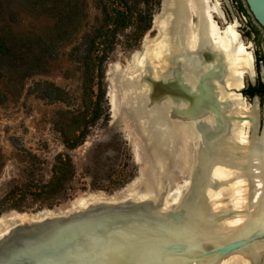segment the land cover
<instances>
[{"label":"rangeland","instance_id":"374dc122","mask_svg":"<svg viewBox=\"0 0 264 264\" xmlns=\"http://www.w3.org/2000/svg\"><path fill=\"white\" fill-rule=\"evenodd\" d=\"M99 1L0 0V35H10L11 38L17 35L25 41L40 38L50 42L53 32L56 41L51 53L45 52V69L28 65L0 68L5 75L0 79V92L4 98L0 100V216L10 211L31 213L44 208L63 207L76 198L100 191L112 195L137 180L140 172L144 177L150 170L147 166L150 146L131 114L124 109L118 75H121L124 66L131 65L129 69L132 71L134 63L138 64L136 59L143 58V55L149 56L150 48L155 44L153 42L159 37L158 29L153 28L154 16L161 11V4L156 5L157 0H154L155 6L153 3L151 11L152 26L140 40L135 39L137 30L134 26L119 34L116 47L104 64L106 95L101 103L102 116L95 125L90 126L85 141L75 149H70L64 142L66 136L64 133L62 135L57 125L62 119L61 113L71 111V114H77L83 107V50L94 28L103 20V8ZM219 1L223 10V18H218L222 21L220 25L225 28L228 23L234 22V15L237 16L239 36L257 59L264 53V32L251 16L249 19L241 14L239 8L240 4L245 5L244 0ZM132 3L131 0L133 8H145L142 2ZM63 14L71 15L73 20L72 17L64 19L67 27L58 39V31L53 30V27ZM254 26L259 28V34L254 32ZM44 45L51 47L48 43ZM128 61H131L129 66ZM145 61L141 63L144 68L142 66L143 70L140 71L147 69L154 74ZM257 64L255 62V76L257 79L260 76L264 78V67ZM251 80L246 76L244 86L247 87ZM55 86L67 90L71 95L66 102L45 97ZM97 91L95 87V94ZM142 91L141 94L146 95L148 88H142ZM93 96L96 98V95ZM141 97L138 107L143 109L144 104L140 102H144V99ZM246 102L251 107L255 100L247 96ZM263 105L261 103L258 106V135L264 127ZM217 109L220 108L213 110ZM249 130L246 132L248 135ZM156 136L151 130V140L148 141L152 143L157 140ZM68 155L73 164L69 177L63 181L62 189L48 192L46 185L52 180L60 157L67 158ZM182 171L177 170L167 187L168 201L176 205L178 202L182 205L184 197L186 202L190 196V186L184 187L188 173L187 170L185 173ZM134 189L136 193L143 191L144 184L136 185ZM142 193L139 195L142 196ZM230 197V190H222L218 197L219 204L230 202ZM193 200L196 202L197 198L194 196ZM228 206L232 207V204L228 203Z\"/></svg>","mask_w":264,"mask_h":264},{"label":"bare ground","instance_id":"6f19581e","mask_svg":"<svg viewBox=\"0 0 264 264\" xmlns=\"http://www.w3.org/2000/svg\"><path fill=\"white\" fill-rule=\"evenodd\" d=\"M170 1V7L165 8L169 25L164 24L163 14L156 16L153 25L158 29L157 42H153L149 56L136 59L138 64L134 63L132 72L141 70V63L146 60L156 77L171 79L177 88L197 95L195 100H185L174 94L147 113L151 130L156 135L163 134L160 141L172 147L173 173L163 170V174L158 173V179L160 177L167 188L177 170L188 173L184 187L190 186V196L182 204L189 232L180 237H185L188 252L193 254L203 247L264 232V127L258 135L259 100L255 99L248 107L245 97L238 92L244 87L246 76L254 80L255 70L254 56L239 36L237 20L225 28L217 24L216 16L223 18L219 0H190L192 8L187 7V0ZM206 52L214 56L208 59ZM209 72L214 73L215 78H207ZM140 98L133 102L127 100L135 111L141 110L137 108ZM218 107L215 113L211 112L210 109ZM175 112H182L184 117L172 120L170 114ZM247 129H250L249 135ZM142 184L145 187L142 196L132 192L133 184L113 196L90 193L76 198L73 203L83 206L100 198L152 197L153 189L147 190L146 181ZM225 189L231 191L228 203L232 207L228 203L219 204L218 197ZM158 194L159 191L153 196L155 200H159ZM170 204V207L180 206L179 202ZM68 207L70 204L60 209ZM14 214L0 218V235L14 223ZM167 261L166 264H190L186 258ZM102 264H111L109 250L108 259ZM200 264H264V238L221 260L210 256L200 260Z\"/></svg>","mask_w":264,"mask_h":264},{"label":"water","instance_id":"95a60500","mask_svg":"<svg viewBox=\"0 0 264 264\" xmlns=\"http://www.w3.org/2000/svg\"><path fill=\"white\" fill-rule=\"evenodd\" d=\"M189 1L187 0V7L192 8ZM170 3V0H162L161 11L154 16L153 23L157 15L163 14L164 24L169 25L165 8L170 7ZM244 4L264 32V0H244ZM205 55L208 59L214 56L212 52H206ZM131 61L127 62L128 66ZM126 67H123L118 80L122 103L150 146L147 163L150 170L144 177L141 174L128 186L133 184L136 186L146 181V185L149 184L147 190L153 189L152 197L119 200L100 198L84 203L83 206L74 204L75 199L70 203V207L63 210L61 207H54L31 213L19 211L5 213L15 214L14 223L0 235V264H102L106 258L108 259V250L111 264H166L167 260L174 261L177 258H186L190 264H200V260L210 256H216L217 260H221L264 238V232H255L223 244L203 247L193 254L188 252L189 245L185 237H180L189 232L185 205L170 207L169 204L172 202L168 201V188L160 177L158 179V173L163 170L168 174L173 173L172 147L168 142L160 141L164 135L159 132L157 138L155 137L157 140L152 143L148 141L152 127L149 126L151 120L147 113L163 100L173 98L174 94L184 97L185 100L187 98L195 100L197 95L185 88H177L171 79L158 78L147 69L140 74V70L135 69L137 71L132 72ZM214 76V73L209 72L206 77L215 78ZM145 87L148 88V92L143 97V109L134 111L135 107L126 104L128 101L133 102V99L138 100L142 88ZM239 93L245 97L241 90ZM255 99L259 100L260 105V98L256 96ZM141 111L143 116L140 115ZM170 116L172 120L184 117L182 112H175ZM135 186L132 192L141 193L142 191L136 193ZM158 191L160 197L159 200H155ZM114 194L104 193L107 196ZM25 214L27 216H24Z\"/></svg>","mask_w":264,"mask_h":264},{"label":"trees","instance_id":"16d2710c","mask_svg":"<svg viewBox=\"0 0 264 264\" xmlns=\"http://www.w3.org/2000/svg\"><path fill=\"white\" fill-rule=\"evenodd\" d=\"M132 1L137 4L144 3L145 8H133V5H130L131 0L99 1V4L103 8V20L94 28L83 50L85 59L83 107L77 114L75 112H73L75 114H71V111H64L61 113L62 119L57 122L62 135L64 133L66 136L64 142L70 149H75L85 141L89 134L90 126L95 125L102 116L101 103L106 95L104 64L109 54L115 49L119 34L126 28L134 26L137 30V37L135 39L140 40L152 26L151 11L153 3L155 6L154 0ZM161 1L157 0L156 5L158 3L161 4ZM137 4L136 6H138ZM240 8L247 11L243 4H240ZM71 17V15L66 14L64 16L63 14V17L53 27V30L58 31V39L62 37L63 30H66L67 27L64 19ZM254 30L259 34L256 27H254ZM45 43H48L51 47L44 45ZM55 43L53 32L50 42H45L40 38L25 41L17 35L12 38L10 35H0V68H20L23 65H28L36 69H45L47 65L45 52L51 53L52 49L56 46ZM259 60H264L263 55H259ZM4 76V72L0 70V79ZM95 87L98 89L97 94H95ZM262 87V91H264V84H262ZM250 88H253V91H260L256 87ZM243 92L248 93V90L245 89ZM93 94L96 95V98H94ZM46 96L66 102L71 95L67 90L55 86L51 91L47 92ZM3 99L0 92V100L3 101ZM1 158L0 155V164ZM72 168L73 164L69 155L67 158L60 157L52 180L46 185V190L49 192L57 188L62 189V183L69 177L68 173H70Z\"/></svg>","mask_w":264,"mask_h":264},{"label":"flooded vegetation","instance_id":"af4514ba","mask_svg":"<svg viewBox=\"0 0 264 264\" xmlns=\"http://www.w3.org/2000/svg\"><path fill=\"white\" fill-rule=\"evenodd\" d=\"M245 6V5H244ZM221 10H222V8H221ZM239 10H240V12H241V14H243L245 17L247 16L249 19H250V14H249V12H248V9L246 8V10L247 11H244V10H242L241 8H239ZM222 12H223V10H222ZM217 17V19L215 18V21L217 22V24L220 26V27H222V25H220V23H222V21L220 20V19H218L220 16L219 15H217L216 16ZM222 18V17H221ZM234 19L235 20H237V16H235L234 15ZM247 20V19H246ZM247 21H249V20H247ZM253 22V21H252ZM254 27H256L257 28V30H258V32H259V28L257 27V26H254ZM254 32L255 33H257L255 30H254ZM260 33V32H259ZM240 37H241V35H240ZM242 38V37H241ZM243 39V38H242ZM244 41V40H243ZM260 55H263V57H264V53L263 54H260ZM254 56V55H253ZM257 58V57H256ZM255 62L256 63H259V64H257V65H259L260 67H264V60H259V56H258V58L257 59H255V57H254V70H255ZM255 72H256V70H255ZM255 78H256V76H255ZM262 84H264V78L263 77H259L258 79L256 78L255 79V81L254 80H251V83L250 84H248V86L247 87H243L242 89H241V92L243 93V95L245 96V99H246V97L247 96H249L250 97V99H252L253 101H254V98L257 96V97H259L260 98V105H261V103H262V105L264 104V91H262ZM250 87H256L257 89H259L260 91H253L254 89L253 88H250ZM255 88V89H256ZM245 89H247L248 90V93H244L243 91L245 90ZM262 91V92H261ZM263 108H264V105H263Z\"/></svg>","mask_w":264,"mask_h":264}]
</instances>
